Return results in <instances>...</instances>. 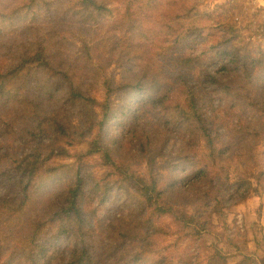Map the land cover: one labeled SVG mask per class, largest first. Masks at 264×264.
Masks as SVG:
<instances>
[{
  "label": "trees",
  "instance_id": "16d2710c",
  "mask_svg": "<svg viewBox=\"0 0 264 264\" xmlns=\"http://www.w3.org/2000/svg\"><path fill=\"white\" fill-rule=\"evenodd\" d=\"M205 7L0 0V264H175L174 204L185 235L214 209L235 234L230 196L264 183V48Z\"/></svg>",
  "mask_w": 264,
  "mask_h": 264
},
{
  "label": "rangeland",
  "instance_id": "374dc122",
  "mask_svg": "<svg viewBox=\"0 0 264 264\" xmlns=\"http://www.w3.org/2000/svg\"><path fill=\"white\" fill-rule=\"evenodd\" d=\"M205 4V11L209 12L217 10L222 19L230 18L233 16L236 28L241 26H247L246 30L241 32L246 37V40L250 43H256L264 48V5L260 0H201ZM248 23V24H247ZM102 64L104 63V56L100 58ZM120 68L115 64H109L106 71L112 74L116 79L120 77ZM119 97L114 99L117 104ZM177 144V143H176ZM260 148L264 147V137L258 145ZM3 150V145L0 147ZM18 156H21L25 152H28L30 148L28 146L17 148ZM226 163H224L225 165ZM221 165V163H220ZM222 165V166H224ZM218 168V167H217ZM224 176V170L220 171ZM256 175H252L249 179L252 181L244 195H240L239 200L235 194L231 195L236 202L234 209L235 216L232 214V218H236V226L238 227L235 234H230L234 231V228L230 230H224V222L221 213L218 210H213L212 213L198 212V216H202L201 219L205 220L206 233H212L206 237H193L190 234L185 235V232L179 231L181 229L178 216L180 214L190 215L193 214L194 209L189 204L186 208H181L178 204H174L171 214L163 215L162 219L170 223V228L173 233L167 235L163 239V244L169 246L168 252L171 255V261L175 264L181 263L180 259L185 257V254H192L193 258L191 264H207L209 262L208 255L211 253L209 244L213 242L215 247L220 249L219 255L216 257L218 264H264V183L259 181L260 177L258 172ZM224 187L229 188L231 192L237 185L234 180L223 179ZM242 187L247 185L242 184ZM240 193L243 189L239 190ZM230 197L226 200V204H231ZM108 201L104 204L98 205V216H103L106 208L108 207ZM213 203H210V208L213 207ZM225 211V209H224ZM254 211L258 215L254 218L250 213ZM204 213V215H203ZM175 214V218H174ZM232 219L230 220V222ZM229 222V223H230ZM244 234L245 237H242ZM180 238V239H179ZM62 243H64L62 241ZM246 250L252 251V258L254 260L251 263L242 261L241 254ZM68 253V251H66Z\"/></svg>",
  "mask_w": 264,
  "mask_h": 264
},
{
  "label": "built area",
  "instance_id": "2783aa9c",
  "mask_svg": "<svg viewBox=\"0 0 264 264\" xmlns=\"http://www.w3.org/2000/svg\"><path fill=\"white\" fill-rule=\"evenodd\" d=\"M260 1H262V4L264 5V0H260Z\"/></svg>",
  "mask_w": 264,
  "mask_h": 264
}]
</instances>
